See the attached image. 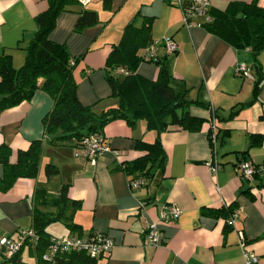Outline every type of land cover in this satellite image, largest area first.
Returning <instances> with one entry per match:
<instances>
[{
  "label": "crops",
  "instance_id": "obj_1",
  "mask_svg": "<svg viewBox=\"0 0 264 264\" xmlns=\"http://www.w3.org/2000/svg\"><path fill=\"white\" fill-rule=\"evenodd\" d=\"M229 1L232 0H210V4L223 8ZM257 2L264 6V0ZM46 6L47 0H0V54H11L15 67L25 59V46L36 29L34 16ZM85 7L97 12V23L75 32L78 13L63 11L50 33L52 40L67 45L71 55H82L74 70L82 103H95L110 92L103 66L111 44L119 41L124 26L132 20L139 26L151 17L152 39L168 35L176 43V49L170 52L162 45L157 49L158 56L166 57L174 77L172 83L177 89L188 88L190 98L206 105H194L206 121L198 131L178 127L161 132L164 166L155 168L153 177L136 189L130 188L131 175L119 164L142 153L134 149L135 138L154 140V131H144V124L137 123L130 129L121 120L109 123L102 135L111 147L126 153L119 157L103 153L94 164L73 156L72 147L46 142L37 177L18 178L9 189L0 190V237H15L31 226L33 195L39 184L54 196L61 184L67 183L69 197L78 200L80 206L73 208L69 201L58 221L65 229L53 231L52 222L47 231L53 237L70 233L108 234L113 240L112 249L99 255L96 264H245L243 249L258 257L255 264H264V237H258L264 232V187L258 185L260 180L264 181V175L242 177L236 171V163L242 159L256 164L264 162V86L247 103L253 97V77L236 71L238 62L250 66L249 50L237 48L204 25L182 26L181 11L172 0H89ZM161 17L159 30L156 25ZM258 59L264 67V50ZM141 61L136 71L154 78L157 65ZM51 104V97L37 89L29 101L0 110V144L10 146V161H15L16 151L26 148L32 139L44 138L41 119ZM213 126L218 132L215 149L207 134ZM251 134H257L259 139L249 147ZM47 162L58 166L54 176L46 177ZM215 164L217 168L213 169ZM166 203L175 204L179 215L160 223V242L148 244V225L158 220ZM231 203L235 207L227 217L211 210ZM42 209L56 210L51 206ZM233 214L235 221L229 224ZM68 215L79 230L71 231L66 226ZM240 234L244 237L243 248ZM5 259L0 251V264H13ZM20 259L36 264L35 254L27 244L20 251Z\"/></svg>",
  "mask_w": 264,
  "mask_h": 264
},
{
  "label": "trees",
  "instance_id": "obj_2",
  "mask_svg": "<svg viewBox=\"0 0 264 264\" xmlns=\"http://www.w3.org/2000/svg\"><path fill=\"white\" fill-rule=\"evenodd\" d=\"M74 5L81 6L74 9ZM85 5L79 0H47L46 8L34 16L36 29L25 46L23 63L15 67L11 54H0V110L29 101L37 89L45 91L52 100L51 107L41 119L44 138L32 139L26 148L18 149L15 161H10V146L7 143L0 144L1 191L9 189L18 178L37 177L46 142L73 147L84 135L102 132L103 126L114 119H124L132 127L141 120L146 131H154L153 141L135 138L134 149L142 153L119 164L128 175L142 176L147 182L153 177L155 168L164 166L160 133L178 127L198 131L206 121L205 116L193 114L189 110L191 103L206 105L190 98L188 88L175 87L165 56L157 55L155 59L147 60L157 65L154 78H147L136 71L139 62L144 60V49L155 41L151 36V17L143 20L139 26L133 20L128 22L119 41L112 43L108 51L103 66L104 78L110 87V96L115 98L116 103L100 111L94 109L95 103H82L77 95V80L74 75L82 55H71L67 45L52 40L50 33L56 25L58 15L63 11L78 13L73 26L75 32L97 23V12ZM209 12L211 18L203 23L208 31L237 48H246L251 54L253 97L247 102L250 103L264 86V67L258 59V55L264 50V6L257 0H232L223 8L210 7ZM141 50L143 51L140 52ZM121 67L127 73L118 71ZM236 111L237 109L232 110V115ZM210 131L209 129L207 134L211 143ZM226 132L227 130L221 135V140L225 138ZM258 139L257 134H251L249 147L257 144ZM57 172V165L50 162L44 165L46 177ZM253 177H259V173H255ZM258 185L264 187V181L260 180ZM67 189V183L61 184L58 193L50 196L42 184L35 188L29 228L37 235V239L32 242L27 237L17 252L10 256L5 254L6 261L27 264L20 259V251L27 244L35 254L36 264H96L98 256H90L83 251L58 252L53 260L42 258L52 237L47 226L61 220L63 207L69 201L73 208L80 206L78 200L69 197ZM45 206L55 207L56 210H43ZM234 207V203H231L211 210L227 217ZM70 217L71 215L67 216L69 221L65 222L66 226L71 231L79 230V225L72 222ZM258 237H264V232Z\"/></svg>",
  "mask_w": 264,
  "mask_h": 264
},
{
  "label": "built area",
  "instance_id": "obj_3",
  "mask_svg": "<svg viewBox=\"0 0 264 264\" xmlns=\"http://www.w3.org/2000/svg\"><path fill=\"white\" fill-rule=\"evenodd\" d=\"M80 3L86 4L89 0H79ZM176 4L180 7L182 13V24L186 28L192 26H203L205 21H209L211 14L209 9L211 7L210 0H175ZM159 45H162L166 51L170 52L176 49V43L171 36H164L162 44L155 40L152 44L148 45L143 52L144 61L155 59L157 57V49ZM118 71L127 73V70L123 67ZM236 71L244 77L252 78V69L244 62H238L236 65ZM214 126L210 131L211 143L214 145L217 139V134ZM73 148V156L80 157L86 161L94 164L99 155L110 152L115 157L122 156L126 153L123 149H117L111 147L106 141L101 132H93L84 135ZM213 169L217 168V164L213 165ZM236 171L242 177H253L255 173L264 175V162L254 163L249 159H242L236 163ZM146 183V179L142 176H131L129 178V186L131 189L141 187ZM179 208L172 203L163 204L159 212V218L157 221H152L146 231V241L148 244L156 245L161 240L160 223L169 222L175 219L179 215ZM236 214L232 215V218L228 220L229 224H233ZM29 238L32 242L36 241L37 235L31 228L23 229L18 234L13 236L0 237V251L7 256L17 252L26 238ZM240 245L244 246L243 234L239 237ZM113 246L112 238L103 232H93L90 234L70 233L61 237H51L49 245L42 253V258L46 260H53L58 252L64 251H83L90 256H99L108 253ZM243 258L245 264H255L258 261V257L255 254L249 253L246 249H243Z\"/></svg>",
  "mask_w": 264,
  "mask_h": 264
},
{
  "label": "rangeland",
  "instance_id": "obj_4",
  "mask_svg": "<svg viewBox=\"0 0 264 264\" xmlns=\"http://www.w3.org/2000/svg\"><path fill=\"white\" fill-rule=\"evenodd\" d=\"M172 2L175 4V6H177L179 9H180V7L176 4V2H175V0H172ZM180 11H181V9H180ZM182 14V13H181ZM161 24H162V17L159 19V21H158V24L156 25V29H161ZM182 26H184L183 24H182ZM165 35H163V36H161L160 38H157V40L160 42V44H162V39H163V37H164ZM162 38V39H161ZM143 61V60H142ZM141 61V62H142ZM248 61L250 62L251 61V58H249L248 59ZM150 64H155L154 62H151ZM81 66H78V69H79V71H78V73L81 71ZM81 77H84V76H81ZM193 98V97H192ZM194 99V98H193ZM116 103V100H115V98H113V97H111L110 96V92L106 95V97H102V98H100V99H98V101H96L95 102V110L96 111H100L101 110V108H100V104H104V108H106V107H108V106H110V105H113V104H115ZM194 105H196V104H193V103H191V105L189 106V110L193 113V114H199V113H197L196 112V109H197V106H194ZM115 120H121V121H124V123L126 124V125H128V127L130 128V129H133L134 127H132V126H130L124 119H114V120H111V121H109V122H107L104 126H103V129L107 126V125H109V123H111V122H113V121H115ZM137 123H141L142 125L144 124L143 123V121H141V120H138V122H136V125H137ZM144 129V131H146L145 130V127L143 128ZM68 148H70V146H67ZM45 160H47V158L45 159ZM46 162V161H45ZM55 175V174H54ZM53 175V176H54ZM58 178V176H56V178L55 179H57ZM148 182V181H147ZM51 227V229L53 230V231H56V232H59V231H63L64 229H65V226L61 223V222H54L53 223V225H51L50 226Z\"/></svg>",
  "mask_w": 264,
  "mask_h": 264
},
{
  "label": "water",
  "instance_id": "obj_5",
  "mask_svg": "<svg viewBox=\"0 0 264 264\" xmlns=\"http://www.w3.org/2000/svg\"><path fill=\"white\" fill-rule=\"evenodd\" d=\"M217 134V133H216Z\"/></svg>",
  "mask_w": 264,
  "mask_h": 264
}]
</instances>
